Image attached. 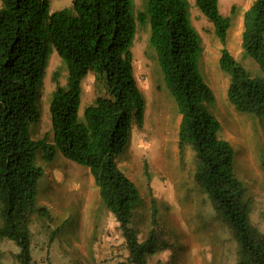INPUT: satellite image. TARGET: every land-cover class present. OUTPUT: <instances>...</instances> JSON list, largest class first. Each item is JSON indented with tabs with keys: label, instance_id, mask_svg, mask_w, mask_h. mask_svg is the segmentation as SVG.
Returning <instances> with one entry per match:
<instances>
[{
	"label": "trees",
	"instance_id": "16d2710c",
	"mask_svg": "<svg viewBox=\"0 0 264 264\" xmlns=\"http://www.w3.org/2000/svg\"><path fill=\"white\" fill-rule=\"evenodd\" d=\"M195 2L223 43L220 65L230 76V101L238 110L264 119V75L251 72L227 46L232 15L221 11L219 0ZM134 6L135 0H71L52 10L51 0H1L0 241L8 238L18 244L19 264H39L31 251L30 224L34 214H48V208L38 204L44 170L36 158L41 149L46 160L60 152L89 167L120 223L129 262L147 264L148 254L166 242L155 230V198L153 227L140 239L133 219L142 201L140 189L117 161L131 141L134 121L142 122L146 104L132 51L140 22L150 24V44L181 113L179 147L194 150L195 179L237 241L235 264H264V230L251 219L252 199L236 174L235 149L221 136V122L209 109L216 94L201 69L202 38L192 22L189 0H145L138 12ZM51 45L67 63L68 81L64 86L58 73L54 75L49 141L33 138L30 123L40 118L37 101ZM242 46L264 71V0H254L244 12ZM90 70L103 79L99 77L106 94L86 107L83 121L82 79Z\"/></svg>",
	"mask_w": 264,
	"mask_h": 264
},
{
	"label": "rangeland",
	"instance_id": "374dc122",
	"mask_svg": "<svg viewBox=\"0 0 264 264\" xmlns=\"http://www.w3.org/2000/svg\"><path fill=\"white\" fill-rule=\"evenodd\" d=\"M51 1L54 8L70 3V0ZM219 1L221 11L232 15L227 46L251 72L264 75L242 46L244 12L254 0ZM189 3L192 22L202 38L201 69L216 94L209 109L221 122V136L235 149L236 174L245 182L252 199L251 219L264 230V119L238 110L230 101V76L220 65L223 43L195 0ZM144 6L145 0H135V12ZM137 25L132 46L134 73L146 104L142 122L134 121L131 141L117 155V161L140 189L142 201L135 208L133 218L140 239H145L153 227L151 204L153 198L157 201L159 223L155 230L166 242L148 254L147 264H235L237 241L217 217L210 198L195 179L194 150L190 146L183 150L179 147L181 113L150 44V24L138 22ZM56 73L60 83L67 86V63L51 45L37 101L40 118L30 123L35 139L53 138L50 104ZM99 77L97 71L90 70L82 79L80 120H85L86 107L97 96L106 94ZM36 161L44 170L38 204L46 206L48 214L32 216L33 258L39 264H133L128 261L129 248L120 223L101 197L89 167L60 152L53 160H46L41 149L37 151ZM18 251L14 240H1L0 264H19Z\"/></svg>",
	"mask_w": 264,
	"mask_h": 264
},
{
	"label": "crops",
	"instance_id": "0c3cea01",
	"mask_svg": "<svg viewBox=\"0 0 264 264\" xmlns=\"http://www.w3.org/2000/svg\"><path fill=\"white\" fill-rule=\"evenodd\" d=\"M60 2H61V0H59ZM70 2H71V0H70ZM70 4V3H69ZM62 7H64V6H59L58 8H62ZM58 8H54V7H52V10H55V9H58Z\"/></svg>",
	"mask_w": 264,
	"mask_h": 264
},
{
	"label": "clouds",
	"instance_id": "9594fccd",
	"mask_svg": "<svg viewBox=\"0 0 264 264\" xmlns=\"http://www.w3.org/2000/svg\"><path fill=\"white\" fill-rule=\"evenodd\" d=\"M51 9H52V1H51Z\"/></svg>",
	"mask_w": 264,
	"mask_h": 264
}]
</instances>
